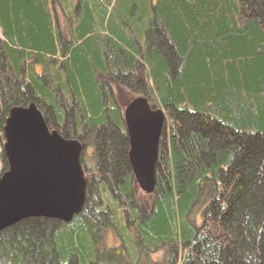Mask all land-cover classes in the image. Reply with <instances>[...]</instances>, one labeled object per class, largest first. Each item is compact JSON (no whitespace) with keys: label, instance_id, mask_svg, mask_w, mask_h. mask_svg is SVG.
I'll list each match as a JSON object with an SVG mask.
<instances>
[{"label":"trees","instance_id":"trees-1","mask_svg":"<svg viewBox=\"0 0 264 264\" xmlns=\"http://www.w3.org/2000/svg\"><path fill=\"white\" fill-rule=\"evenodd\" d=\"M0 33V139L9 109L33 103L91 145L81 212L2 229L0 264H122L110 228L151 264H264V0H0ZM117 86L165 115L147 207Z\"/></svg>","mask_w":264,"mask_h":264},{"label":"water","instance_id":"water-1","mask_svg":"<svg viewBox=\"0 0 264 264\" xmlns=\"http://www.w3.org/2000/svg\"><path fill=\"white\" fill-rule=\"evenodd\" d=\"M124 123L130 167L139 186L151 191L163 113L136 98L125 107ZM2 134L7 169L0 175V231L32 216L68 222L78 215L86 190L79 143L49 131L33 103L11 107Z\"/></svg>","mask_w":264,"mask_h":264},{"label":"rangeland","instance_id":"rangeland-1","mask_svg":"<svg viewBox=\"0 0 264 264\" xmlns=\"http://www.w3.org/2000/svg\"><path fill=\"white\" fill-rule=\"evenodd\" d=\"M59 19H60V17H59ZM115 89H116L115 91H116V96H117V102H121L122 100H128L132 96V95L128 94V92H131L130 89L122 88V87H120V88L115 87ZM0 144H1V139H0ZM142 195H144V194L138 193L139 197H141ZM102 236H103V238L101 237L102 240L101 239L100 240L104 242L105 247H107V248L116 247L117 243H118V246L115 249H117V251H119V249L121 248V244H122V238L119 236V234L114 229L110 228ZM140 244L141 243L139 241L135 243V246L133 244L135 251L130 252L132 254H135V259H132L131 257L130 258L127 257L126 253L122 258L121 257H119V258L116 257V258L119 259L120 263H122V264H151L153 262V258H157L159 256V254L156 252L148 251L147 249H145V253L142 254L141 253L142 250H140L139 247H141L143 249V246ZM113 253H115V251H113ZM127 253H129V252H127ZM109 255L116 256L113 254H109Z\"/></svg>","mask_w":264,"mask_h":264},{"label":"bare ground","instance_id":"bare-ground-1","mask_svg":"<svg viewBox=\"0 0 264 264\" xmlns=\"http://www.w3.org/2000/svg\"><path fill=\"white\" fill-rule=\"evenodd\" d=\"M150 104H151V106L154 108V109H159V110H161V108H159V107H157V105L156 104H153V103H151L150 102ZM78 143H79V145L83 148L84 146L82 145V143H80V141L79 140H76ZM85 149H90L91 148V145H88V146H86V147H84ZM142 203H143V205L144 206H146L147 207V205L148 204H146L145 202H143L142 201ZM213 220V219H212ZM212 220H209L208 218L205 220V222L208 224V222L209 223H213V221ZM18 222V221H17ZM196 225H198V224H196ZM103 235V234H102ZM117 258H119V257H117Z\"/></svg>","mask_w":264,"mask_h":264}]
</instances>
